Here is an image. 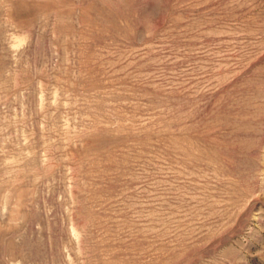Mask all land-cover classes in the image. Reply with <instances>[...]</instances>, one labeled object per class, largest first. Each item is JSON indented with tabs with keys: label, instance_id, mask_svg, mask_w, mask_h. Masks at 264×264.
Wrapping results in <instances>:
<instances>
[{
	"label": "rangeland",
	"instance_id": "1",
	"mask_svg": "<svg viewBox=\"0 0 264 264\" xmlns=\"http://www.w3.org/2000/svg\"><path fill=\"white\" fill-rule=\"evenodd\" d=\"M0 264H264V0H0Z\"/></svg>",
	"mask_w": 264,
	"mask_h": 264
}]
</instances>
